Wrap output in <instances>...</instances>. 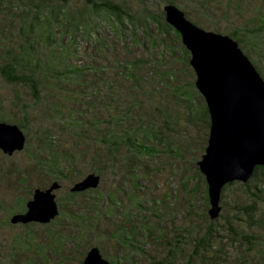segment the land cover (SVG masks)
<instances>
[{
    "label": "trees",
    "instance_id": "16d2710c",
    "mask_svg": "<svg viewBox=\"0 0 264 264\" xmlns=\"http://www.w3.org/2000/svg\"><path fill=\"white\" fill-rule=\"evenodd\" d=\"M184 1L134 0L135 6L127 7L124 0H0V79L14 91L11 97L0 96V121L16 124L23 132L21 150L30 160L27 164H5L1 157L19 151L11 155L0 151V180L12 190L24 188L13 204L0 198V232L15 225L22 229L9 238L0 237V264H41L44 260L45 264H65L71 252L77 253L75 264H79L91 246L107 254L101 240L113 243L115 252L122 248V253L137 249L139 254H147L133 242L138 229L131 225L130 210L120 196L139 210L141 218L145 209L155 212L157 203L166 200L165 196L139 197L137 182L163 171L165 157L175 161L181 156L178 144L171 148L161 134V127L173 130L178 105L189 109L192 121L187 116L188 122L197 117L202 121L203 146L207 136L208 115L193 84L188 51L161 10L163 4H173L188 20L200 25L188 15ZM189 1L199 17L213 4L223 5L218 10L225 14L238 16L240 27H205L233 38L264 81V4L244 17L249 6L245 7L243 0ZM90 44L95 46L90 48ZM81 56L88 58L85 65L77 63ZM194 102L198 107H193ZM38 105L41 114L34 116L39 124L33 129L32 144L28 121ZM186 136L179 135L184 146L188 144ZM191 160L194 167L197 156ZM194 170L198 183L187 188L190 185L185 182L180 184L181 190L171 189L168 195L179 199L178 192H182L185 207L191 209L187 213L205 221L206 230L193 236L192 242L181 240L176 233L174 243H169L160 232L155 238L149 228L139 225L142 234L138 242L166 252L167 256L158 253L152 263L174 264L178 243L185 242L192 248L188 252L190 247L185 246L187 252L183 250V261L178 264H191V260L218 264V259L209 255V240L220 236L217 229L221 228L223 236L243 240L247 251L252 249L264 264V248H253L264 244V165L254 166L246 182L230 181L222 186V212L219 210L214 219L207 215L203 176L197 166ZM89 172L99 176L97 186L76 192L67 188L56 197L58 213L49 222H9L10 215L25 209L34 187L44 188L42 181L30 183L33 175L49 180L47 187L53 181L61 186L62 178L71 179L72 184ZM167 172L175 174L172 169ZM111 175L127 178L126 195L124 189L102 190L105 177ZM231 187L238 190L226 193ZM194 192L199 198L192 197ZM89 193H95V198L87 197ZM181 230L189 232V228ZM42 232L45 243L37 244ZM28 253L38 256L39 262ZM192 253L193 259L189 258ZM108 260L110 264H134L128 255L108 254Z\"/></svg>",
    "mask_w": 264,
    "mask_h": 264
},
{
    "label": "water",
    "instance_id": "95a60500",
    "mask_svg": "<svg viewBox=\"0 0 264 264\" xmlns=\"http://www.w3.org/2000/svg\"><path fill=\"white\" fill-rule=\"evenodd\" d=\"M165 22L188 51L194 87L202 96L208 129L203 152L195 162L202 174L209 219L218 216L222 186L246 182L253 167L264 165V81L249 59L228 35L205 30L170 3L161 7ZM25 137L16 124L0 121V151L11 155L24 146ZM99 176L86 173L68 188L70 192L95 188ZM55 181L34 187L25 209L10 215L9 222L47 223L58 213ZM79 264H110L98 247L91 246Z\"/></svg>",
    "mask_w": 264,
    "mask_h": 264
},
{
    "label": "rangeland",
    "instance_id": "374dc122",
    "mask_svg": "<svg viewBox=\"0 0 264 264\" xmlns=\"http://www.w3.org/2000/svg\"><path fill=\"white\" fill-rule=\"evenodd\" d=\"M74 1L80 2V0H74ZM222 1L224 2L225 0ZM243 1L245 7L249 6L248 9H246V11L243 13L244 17H250L252 10L254 8L264 4V0H243ZM190 2L191 1L189 0L184 1L186 7H188V15L190 16V18H192L196 22H199L200 24L198 25L197 23L193 22L195 25L205 30H212L205 26L211 28H218L219 30H223L225 28L229 30L230 28L240 27L238 25L240 24V19L238 18L237 15L234 14L232 15L231 13L225 14L220 10H218V8H222L223 5L221 6V5L213 4L209 7V10L207 12H205L201 17H199L197 16L198 9H193L192 8L193 3L190 4ZM124 3H126L127 7L135 6L134 0H124ZM152 4H153L152 6H155L154 2H152ZM229 4H232V2L230 1ZM229 10H231V8ZM94 46L95 45L90 44V46L88 47L93 48ZM87 59H88L87 57L82 58L81 56L79 59H77V63L79 65H85ZM16 91L18 90H15V92ZM12 92L14 93V91L11 89V86L0 79V96L4 98H8L11 97ZM193 107H198L197 102H194ZM40 110H41V105H38L36 110L32 111L33 118H30L31 121H28L29 123L28 125L31 128L30 129L31 135L29 139H30V143L32 144L34 143L33 129H36L37 125L39 124L35 120L41 114ZM34 116L37 118L34 119ZM175 116L177 123L176 121L172 123L171 127L173 130L172 131L165 130L163 127H161V134L164 137L168 138L171 148L172 147L174 148L175 143L178 144L177 147L182 149L179 151L181 156L176 157L177 160L175 159V161H173L170 158V156L165 157V163L163 164L164 166L163 171L161 169L158 173L151 174L149 176V180L140 178L137 182L141 186V187L139 186L140 190L137 191L139 197L144 196L149 198L150 196L151 197L165 196L166 200L157 203V205L155 206V212H153L149 208L145 210L143 209L144 211L143 210L142 211L145 213V216L141 218L137 215L139 210L133 209L131 208V206H128L127 199L123 198L124 195L120 196V198H122L121 201L123 202V204H126L124 205V207L127 210H130L129 215H130L131 225L133 226L134 229H138L136 235L133 237V242L135 245L142 247L144 251H147V254L143 256L139 254V251L137 249H130L128 250V253H122L123 252L122 248H116L117 249L116 250L117 253H116L114 251L115 248L112 245L113 243L103 242L101 240L100 244L107 251V254H104L102 252L100 253L107 260H108V254H113L114 257H117L118 254H120V255H128L129 259L132 260L134 264H148V262L149 264H153L152 260L155 261L157 259L156 257L158 253L161 255L162 254L166 255V252L161 253L162 251L161 252L155 251L153 246L150 244H145L143 246L142 242L140 241L138 242V239L140 240L142 234V231L138 227L139 225L145 228H149L151 231L150 236H154L155 238L157 233L160 232L163 235V241L167 240L169 243H174L173 236L176 233H179L182 236L179 237L181 240L183 241L188 240L189 242H192L193 236L200 235L202 234L203 231L206 230L205 221L204 223L201 218L199 217L195 218L194 216H191L190 214L187 213V211H191V209L190 207H185L186 198L182 195V192L180 193L178 192V195H180L179 199H175V198L173 199L172 196L168 195L171 189H174L176 191L181 190L180 184H184L185 182H187V185H190L187 188H190L193 187L196 183H198L199 179L195 174V170H194L196 165H194L193 167L191 159L194 156H197V160L199 159L200 155L198 156V154L199 151L201 150L200 148L203 146L204 125L202 121L197 117L192 123L188 122L186 118L187 116L191 117V113L189 109L186 108L184 105H178L176 107ZM159 121L160 120H158L157 123ZM191 121H192V117H191ZM40 124H42L43 126L45 125V123L42 122ZM179 135H189L186 136L188 140L187 146H184L182 143H180L181 142L180 140L184 141V139L179 138ZM183 147L185 148L183 149ZM5 158L1 157V160H3L5 164H10L11 162L27 164V162H30L27 153H25V151L23 150L19 152H15L10 157L6 159ZM157 164L161 166V163H157ZM168 169L170 170L172 169L175 172V174L173 172L169 174L167 172ZM119 176L121 177V179L119 178ZM119 176L117 175L116 177H114V175H111L105 177V180L103 181L104 186L102 190L115 189L116 191L120 192L119 189H124L126 195V193L128 192L126 188L127 178L124 175H119ZM180 177L181 180L179 179ZM37 178H39L40 180H38ZM70 180L71 179H63V178L60 180L61 186L54 191L55 199L56 197L57 198L61 197L64 191H66V189L69 188V186L71 185ZM39 181H42V185H41L42 187H45L49 183V180L45 181L44 176L39 177L37 175H33L31 177L30 183L33 185L38 183ZM237 190H238L237 188L231 187L230 190H228L226 193ZM23 192H24V188L20 190H12L4 181L0 180V198L7 200L11 204H13L18 197L22 196ZM144 192H147V194H144ZM191 195L193 198H199L198 193L194 192ZM95 196H96L95 193H89L87 195V197H94V198ZM116 196H119V194ZM199 200L200 199H197L196 203H198ZM199 208H200V204L197 207L196 211H198ZM220 211L222 212V210ZM184 227L189 228V232H184L183 230H181V228ZM32 229L38 230L36 226H33ZM210 229H212V227H210ZM20 230H22L20 226H16V225L12 226L9 229L2 230L0 232V237L9 238L13 233H17ZM217 232L220 236L214 237L213 239L210 238L209 240V244L211 245V249H210L211 252H209V255L212 258L216 257V259H218L217 260L218 264H261V259L259 260V257L254 255L252 249L250 251H247V245L243 240L237 241L236 238H231V237L229 238L228 236H223L222 234L223 230L221 228H218ZM247 236L250 238L251 234H247ZM229 239L232 241L229 242ZM91 240L90 242H92ZM36 243L37 244L45 243V235H43V232L42 235L39 237V239H37ZM185 246H186L185 242L178 243V248H177L178 254L176 253L174 256V260H173L174 264H178L183 261V256H184L183 250L187 252ZM186 247L188 248L190 247L188 249V252H190L192 246H186ZM253 248L255 249L264 248V244L262 245L257 244ZM193 253L190 254L189 258L193 259L194 256ZM27 255L32 257V259L35 262L37 263L39 262V257L34 256L33 253H28ZM43 256L45 259V254H43ZM67 256H69V259L68 262H66L65 264H75L77 253L75 252L67 253ZM51 257L52 256L48 255L49 259ZM190 262L191 264H196V262L192 260ZM41 264H45V260Z\"/></svg>",
    "mask_w": 264,
    "mask_h": 264
}]
</instances>
